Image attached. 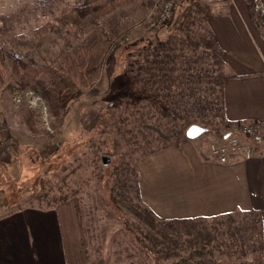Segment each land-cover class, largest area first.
<instances>
[{"label":"rangeland","instance_id":"374dc122","mask_svg":"<svg viewBox=\"0 0 264 264\" xmlns=\"http://www.w3.org/2000/svg\"><path fill=\"white\" fill-rule=\"evenodd\" d=\"M155 1L113 0L108 14L82 18L77 9L86 0H0V127L12 138L10 149L1 155L6 133L0 132V220L43 223L39 229L37 224L26 228L28 236H33V232L37 236L41 231L49 236L54 224L57 236L77 233L86 242V253L94 264H169L189 253L186 235L194 233L196 243L203 244L193 226L153 217L140 191L139 203L133 192L126 196L133 197L136 213L130 210L127 199L117 197V203L113 202L119 192L118 175L151 156L149 152L165 142L162 135L175 123L168 127V121L160 118L154 105L144 99L136 101L123 96L110 108L102 98L112 78L123 72L130 78L137 77L140 67L152 62L157 54L152 38L164 47L162 55L169 57L163 58L167 64L161 65L163 69L195 68V64H204L205 60L183 41L190 38L220 51V42L210 27L219 21L216 14L221 12L233 20L231 14L242 12L237 5L235 10L230 0L225 4L200 0L205 11L201 22L200 13L189 12L181 30L171 28L156 36V31L147 26ZM245 1L250 16L257 20L249 0ZM184 5V0L176 4L175 16ZM206 32H211L214 40L204 38ZM91 38L102 43L103 64L83 77L74 78L68 73L82 95L63 113L37 89L50 90L53 73L59 69L67 71V60L75 61L85 53ZM10 53L27 58L36 74H16L8 58ZM130 91L134 97L146 94L143 81L132 78ZM214 95L210 93L208 100H213ZM50 97L53 99L52 94ZM178 112L184 114L181 109ZM205 125L209 132L197 140L208 151L213 135L221 132L223 124L210 117ZM41 179L49 191L45 200L39 193ZM231 214V221L222 218L224 214L220 220L206 218L194 226L209 241L214 260L222 264H254L262 260L239 232V212ZM150 217L152 224L147 222ZM139 239L145 243L143 248H138ZM169 239L179 242L178 257L166 255Z\"/></svg>","mask_w":264,"mask_h":264},{"label":"crops","instance_id":"0c3cea01","mask_svg":"<svg viewBox=\"0 0 264 264\" xmlns=\"http://www.w3.org/2000/svg\"><path fill=\"white\" fill-rule=\"evenodd\" d=\"M230 1L242 13L234 12L228 20L218 12L216 20L223 23L210 25L223 49L225 77V122L210 142L252 123L262 126L264 139V29L250 16L247 1ZM200 145L197 139L187 141L136 164L143 203L161 221L260 212L264 243V144L251 160L226 165L211 159ZM28 223L0 220V264H94L77 233L57 236L54 224L49 236L43 231L28 236L26 228L43 224Z\"/></svg>","mask_w":264,"mask_h":264},{"label":"trees","instance_id":"16d2710c","mask_svg":"<svg viewBox=\"0 0 264 264\" xmlns=\"http://www.w3.org/2000/svg\"><path fill=\"white\" fill-rule=\"evenodd\" d=\"M111 1L113 0H86L84 3L85 5L82 6V8L77 9L79 16L84 18L90 15H106L110 11ZM181 1L182 0H177V3ZM199 1L200 0H184V8L178 13V16H175L173 12L170 20L165 25L154 30V32L156 31L157 33H155L156 36L159 35L160 32L163 33L165 31H170L171 28L172 30H181L182 26L187 21L189 12L191 13L195 11L197 14L200 13L199 17L201 22L205 17V11L203 8L201 9V3ZM200 24L203 25V23ZM209 37L214 40L213 34L211 32H206L204 38ZM155 40L156 38L151 39V42L154 44L155 50L157 51L156 57L152 62H148L144 68L140 67L137 77H132L136 81H139L140 79L143 81L146 94L140 93L134 97L132 91H130L132 78L129 77L127 72H123L119 77L115 79L112 78L110 88L102 98L104 101H107L110 108L115 107L117 100L123 96L132 98L136 101L144 99L149 101L151 105H154L155 111L159 114L160 118L168 121V127L171 126V123H175L173 128L168 129L167 134L162 135L165 142L155 149H152L149 152V155L167 148L179 147L181 143L189 141L185 132L187 128L193 124H201L203 125L202 127L209 132L205 124L210 117L217 118L221 124H224L225 122L223 101L225 77L222 53L219 50H214L211 46L200 44L199 42L187 38L183 41L185 46L189 47L196 56H203V59L205 60L204 64H195V68L184 67L183 69H177L171 66L172 71H166V68H164V70L161 65H167L163 58L169 60V57L166 54L162 55L161 50L164 47L160 46ZM104 57L105 50L102 43L97 38H91L88 42L85 53L80 55L75 61L71 59L67 60V71L59 69L58 73H53L51 81L49 82V85H51V87H49L50 90L45 92L37 89V91L41 92L40 94L48 102H55L58 110L65 113L70 104L78 100L82 95L80 89L68 73L74 78L83 77L86 73H94L100 66H102ZM2 58L3 53L0 47V61ZM8 58L12 64L13 71L16 74H36L34 68L24 56L10 53ZM45 84L46 82L44 85ZM171 89L176 91L170 92ZM212 92L215 94L214 98L213 100H208L209 95ZM51 94L53 95V99L50 97ZM168 97L170 98L168 99ZM177 97L178 100L175 99ZM169 101H171V103ZM177 104L179 105L178 109L176 108ZM179 108L184 113L183 115L179 114ZM192 118L194 121H191ZM129 173H131L130 176H127ZM118 177L119 182L116 185V189L119 192L115 193L112 200L114 203H117V197H120V200L122 201L127 199L128 203L131 205L129 207L130 210L136 213L132 206L133 197H126L128 196L127 194L133 192L134 196L137 197V203L140 202L138 174L135 168L133 167L130 171L124 169ZM38 186L41 199H47L49 197V191L45 187V181L41 179ZM123 196L124 198L121 199ZM237 215L240 218L238 229L241 230L239 232L242 234L243 239H247L250 242V247L253 252L262 257V260L260 258L259 261H255L254 264H264L262 213L240 211ZM220 217H216L215 220H220ZM232 217V214H227L222 218L231 221ZM176 221L178 220H166L165 222L175 223ZM200 221L205 220L202 218L180 220L181 223L193 226L195 233H197L199 237H202L203 244L199 245L196 243L197 239H195L194 233L186 235L187 239L185 240V244L189 249V253L185 257L180 256L181 258L179 260L173 261L169 264H222L214 260L212 252L208 248L209 241H206V239L204 240L203 234L201 236L199 231L195 230L194 226ZM147 222H151V224L154 223L151 217ZM229 231L230 230L227 231V236ZM140 239L138 248H143L145 243ZM166 243H168L165 247L168 252L166 255L178 257L176 251L179 242L169 239ZM156 261H158V259H156ZM156 264H158V262H156Z\"/></svg>","mask_w":264,"mask_h":264},{"label":"built area","instance_id":"2783aa9c","mask_svg":"<svg viewBox=\"0 0 264 264\" xmlns=\"http://www.w3.org/2000/svg\"><path fill=\"white\" fill-rule=\"evenodd\" d=\"M207 3H226L229 0H204ZM177 0H156L151 7V14L148 19L147 26L151 30H156L165 25L172 16L176 8ZM251 12L257 19L259 25L264 29V0H249ZM16 94L24 95L26 92H14ZM26 93L25 95H27ZM32 94V93H31ZM14 98L15 95L13 94ZM0 132L6 133L4 136L5 144L1 145V155H4L12 143V138L4 128L0 127ZM227 137L221 136L217 141H213L208 145L209 157L217 163L226 165L232 161L251 160L260 147L264 144L262 136V126L257 123L247 124L240 128L234 129L226 134Z\"/></svg>","mask_w":264,"mask_h":264},{"label":"water","instance_id":"95a60500","mask_svg":"<svg viewBox=\"0 0 264 264\" xmlns=\"http://www.w3.org/2000/svg\"><path fill=\"white\" fill-rule=\"evenodd\" d=\"M205 133H207V130L205 128L198 125H191L187 128L185 135L189 140H195ZM226 137L227 135H225V138Z\"/></svg>","mask_w":264,"mask_h":264}]
</instances>
